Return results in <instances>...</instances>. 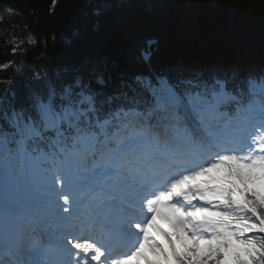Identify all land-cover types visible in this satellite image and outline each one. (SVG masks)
<instances>
[{"label":"snow or ice","instance_id":"1","mask_svg":"<svg viewBox=\"0 0 264 264\" xmlns=\"http://www.w3.org/2000/svg\"><path fill=\"white\" fill-rule=\"evenodd\" d=\"M103 83L0 93V264H264V67Z\"/></svg>","mask_w":264,"mask_h":264},{"label":"trees","instance_id":"2","mask_svg":"<svg viewBox=\"0 0 264 264\" xmlns=\"http://www.w3.org/2000/svg\"><path fill=\"white\" fill-rule=\"evenodd\" d=\"M148 10L144 0H0V93L10 81L33 69L43 76L90 58L103 70H114L108 92L126 82L130 70L124 57L129 43L140 34H167L159 66L165 71L189 73L233 60L229 48H218L213 37L230 26L248 33H264V0H167ZM11 10V12H9ZM246 37V36H243ZM16 47V51H13ZM250 55L245 58H254ZM11 62V63H9ZM246 72V62L243 64Z\"/></svg>","mask_w":264,"mask_h":264},{"label":"rangeland","instance_id":"3","mask_svg":"<svg viewBox=\"0 0 264 264\" xmlns=\"http://www.w3.org/2000/svg\"><path fill=\"white\" fill-rule=\"evenodd\" d=\"M146 2L147 8L148 9H154L156 7L158 8H162V16L164 19H168V4H167V0H144ZM236 34V31L234 30H229L228 32H226V35L229 37L230 40H233L234 36ZM250 44L253 45L254 47H256V43L254 42V39H250ZM262 47H261V52L264 51V43H262ZM261 67H264V65H262ZM261 67H259L258 65H256L255 63L251 64L249 67V70H259ZM227 68H234V69H239V67L235 64L230 65Z\"/></svg>","mask_w":264,"mask_h":264}]
</instances>
